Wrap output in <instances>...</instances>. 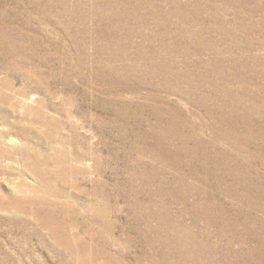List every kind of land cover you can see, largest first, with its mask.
Wrapping results in <instances>:
<instances>
[{"label":"rangeland","instance_id":"1","mask_svg":"<svg viewBox=\"0 0 264 264\" xmlns=\"http://www.w3.org/2000/svg\"><path fill=\"white\" fill-rule=\"evenodd\" d=\"M0 264H264V0H0Z\"/></svg>","mask_w":264,"mask_h":264}]
</instances>
